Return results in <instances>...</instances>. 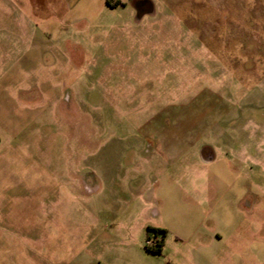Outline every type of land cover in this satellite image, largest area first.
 Segmentation results:
<instances>
[{
  "label": "rangeland",
  "instance_id": "rangeland-1",
  "mask_svg": "<svg viewBox=\"0 0 264 264\" xmlns=\"http://www.w3.org/2000/svg\"><path fill=\"white\" fill-rule=\"evenodd\" d=\"M139 1L0 0V264H264V0Z\"/></svg>",
  "mask_w": 264,
  "mask_h": 264
},
{
  "label": "trees",
  "instance_id": "trees-1",
  "mask_svg": "<svg viewBox=\"0 0 264 264\" xmlns=\"http://www.w3.org/2000/svg\"><path fill=\"white\" fill-rule=\"evenodd\" d=\"M150 232H153L155 234V242L149 246L147 245V243L145 244V250L147 252H150V253H153V254H160L161 253V250H162V246H163V238L165 236V231L163 230H160V229H150V228H147V239H149V233ZM157 235H161L160 238H157L158 236Z\"/></svg>",
  "mask_w": 264,
  "mask_h": 264
},
{
  "label": "flooded vegetation",
  "instance_id": "flooded-vegetation-1",
  "mask_svg": "<svg viewBox=\"0 0 264 264\" xmlns=\"http://www.w3.org/2000/svg\"><path fill=\"white\" fill-rule=\"evenodd\" d=\"M107 3L113 7V4L106 0ZM153 10V3L151 0L139 1L135 5V14L137 18H142L146 15V13H151Z\"/></svg>",
  "mask_w": 264,
  "mask_h": 264
},
{
  "label": "built area",
  "instance_id": "built-area-1",
  "mask_svg": "<svg viewBox=\"0 0 264 264\" xmlns=\"http://www.w3.org/2000/svg\"><path fill=\"white\" fill-rule=\"evenodd\" d=\"M154 242H155V238H153V239L149 238L146 243L149 245H152Z\"/></svg>",
  "mask_w": 264,
  "mask_h": 264
},
{
  "label": "crops",
  "instance_id": "crops-1",
  "mask_svg": "<svg viewBox=\"0 0 264 264\" xmlns=\"http://www.w3.org/2000/svg\"><path fill=\"white\" fill-rule=\"evenodd\" d=\"M73 1H78V0H73ZM210 262V261H209Z\"/></svg>",
  "mask_w": 264,
  "mask_h": 264
}]
</instances>
